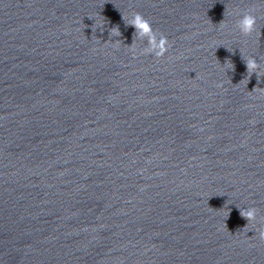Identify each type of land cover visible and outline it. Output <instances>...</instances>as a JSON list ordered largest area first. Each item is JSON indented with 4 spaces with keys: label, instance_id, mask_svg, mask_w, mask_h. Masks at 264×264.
I'll return each mask as SVG.
<instances>
[{
    "label": "clouds",
    "instance_id": "obj_1",
    "mask_svg": "<svg viewBox=\"0 0 264 264\" xmlns=\"http://www.w3.org/2000/svg\"><path fill=\"white\" fill-rule=\"evenodd\" d=\"M132 13L134 18L131 23L137 29V35L148 37L151 50H154L156 58L158 60L163 58L165 54L168 53L171 47L168 37L161 33L159 40H157L155 34L156 30L153 29L151 22L140 12L134 11ZM253 13V10H248L244 12L239 19H237L236 27L242 35H250L256 30L257 17ZM116 34H119L118 30H116ZM257 67L258 65L255 59L250 58L247 60V69L249 73H251ZM256 214L257 213L255 208H251L249 210L241 212V216H243L247 220L255 219ZM258 238L261 243H264V226L258 229Z\"/></svg>",
    "mask_w": 264,
    "mask_h": 264
}]
</instances>
